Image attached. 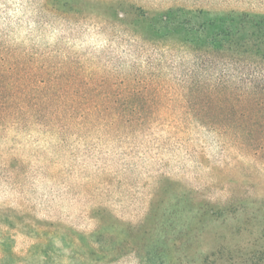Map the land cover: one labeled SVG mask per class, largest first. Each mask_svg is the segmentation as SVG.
Here are the masks:
<instances>
[{
    "label": "rangeland",
    "instance_id": "rangeland-1",
    "mask_svg": "<svg viewBox=\"0 0 264 264\" xmlns=\"http://www.w3.org/2000/svg\"><path fill=\"white\" fill-rule=\"evenodd\" d=\"M174 6L264 13L0 0V264H264V96L149 42Z\"/></svg>",
    "mask_w": 264,
    "mask_h": 264
},
{
    "label": "trees",
    "instance_id": "trees-1",
    "mask_svg": "<svg viewBox=\"0 0 264 264\" xmlns=\"http://www.w3.org/2000/svg\"><path fill=\"white\" fill-rule=\"evenodd\" d=\"M142 18L149 42L178 45L197 54L196 67L203 75L221 86L234 84L235 92L253 98L254 106L260 103L264 96V13L174 6L155 13L142 11Z\"/></svg>",
    "mask_w": 264,
    "mask_h": 264
}]
</instances>
